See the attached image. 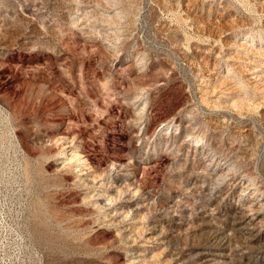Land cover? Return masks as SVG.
I'll return each instance as SVG.
<instances>
[{
	"label": "rangeland",
	"instance_id": "rangeland-1",
	"mask_svg": "<svg viewBox=\"0 0 264 264\" xmlns=\"http://www.w3.org/2000/svg\"><path fill=\"white\" fill-rule=\"evenodd\" d=\"M252 196L264 0H0V264H264Z\"/></svg>",
	"mask_w": 264,
	"mask_h": 264
},
{
	"label": "bare ground",
	"instance_id": "bare-ground-1",
	"mask_svg": "<svg viewBox=\"0 0 264 264\" xmlns=\"http://www.w3.org/2000/svg\"><path fill=\"white\" fill-rule=\"evenodd\" d=\"M252 200H251V203L248 207L250 212L252 211L254 214H258V213H262L264 212V206L262 205V203H260V199H258L257 197L255 196H252ZM260 198V197H259ZM247 206V205H246ZM248 211V210H247ZM247 216V215H246ZM253 218V217H252Z\"/></svg>",
	"mask_w": 264,
	"mask_h": 264
}]
</instances>
